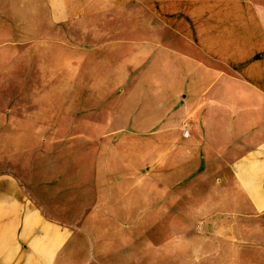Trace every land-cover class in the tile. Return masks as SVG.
I'll list each match as a JSON object with an SVG mask.
<instances>
[{
    "label": "crops",
    "instance_id": "0c3cea01",
    "mask_svg": "<svg viewBox=\"0 0 264 264\" xmlns=\"http://www.w3.org/2000/svg\"><path fill=\"white\" fill-rule=\"evenodd\" d=\"M118 1L136 14L127 16L134 27L120 33L131 38L125 49L111 53L120 59L115 63L152 77L131 84L137 89L129 98L142 93V102L132 107L124 137L105 148L103 163L91 165L88 215L145 213V203L157 200L169 212L203 216L206 230L229 218L233 231L256 230L263 218L264 230V0H0V33L13 37V56L40 55L29 68H112L95 61L96 25L111 20ZM64 23L79 27L72 50L67 61L62 53L48 65L42 55ZM44 188L32 191L19 176L0 174V264H66L68 248L105 244L90 230L108 228L52 219ZM93 252L72 262L107 263ZM248 261L264 264V256Z\"/></svg>",
    "mask_w": 264,
    "mask_h": 264
},
{
    "label": "rangeland",
    "instance_id": "374dc122",
    "mask_svg": "<svg viewBox=\"0 0 264 264\" xmlns=\"http://www.w3.org/2000/svg\"><path fill=\"white\" fill-rule=\"evenodd\" d=\"M110 10L111 20L97 21L95 61H111L112 68H29L30 61L39 63L40 55L13 56V37L1 31L0 174L19 176L32 191L37 184L46 187L42 194L52 219L86 221L109 229L95 230L96 235L90 230L95 242L105 244L94 248L82 243L68 248L63 253L66 264H75V256L92 258L93 250L96 256L107 258L106 264H263L248 261L264 256L263 218L257 221L256 230L233 231L232 218L217 224L215 230H206L201 226L203 216L191 209L169 212L157 200L145 203V213L88 215L89 195L94 191L91 181L95 168L91 165L103 163L105 148L124 137L120 133L127 126L132 107L142 102V93L138 99L129 98L130 91L137 89L131 84L152 77L151 71L120 69L119 62L115 63L120 59L111 53L125 49L126 40L131 39L120 37V33L134 27L127 20L136 11L119 1ZM78 29L64 23L58 29L62 33L51 34L50 41L56 44L49 45L47 57L42 55L48 65L60 61L62 53L67 61L72 31ZM138 89L144 93V87ZM188 189L195 192L197 186L190 184ZM33 194L37 196L38 191ZM71 210L77 213H69ZM215 217L209 219L214 222ZM80 234L82 239L88 238L87 231L80 230Z\"/></svg>",
    "mask_w": 264,
    "mask_h": 264
},
{
    "label": "built area",
    "instance_id": "2783aa9c",
    "mask_svg": "<svg viewBox=\"0 0 264 264\" xmlns=\"http://www.w3.org/2000/svg\"><path fill=\"white\" fill-rule=\"evenodd\" d=\"M188 129L185 130V132H187Z\"/></svg>",
    "mask_w": 264,
    "mask_h": 264
}]
</instances>
